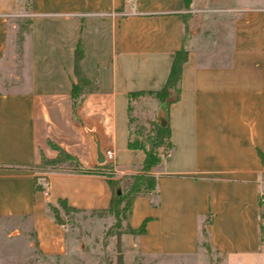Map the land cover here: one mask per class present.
Wrapping results in <instances>:
<instances>
[{"label": "crops", "instance_id": "obj_1", "mask_svg": "<svg viewBox=\"0 0 264 264\" xmlns=\"http://www.w3.org/2000/svg\"><path fill=\"white\" fill-rule=\"evenodd\" d=\"M78 44L95 89L74 110ZM181 47L172 151L155 169L156 194L132 202L128 223L147 219L145 232L127 234L141 255H189L208 219L223 264H264V0H0V217L34 219L43 254L37 225L66 235L51 197L82 210L111 199L105 175L41 168L58 154L50 142L94 168L93 130L113 150L114 176L135 172L145 153L128 147L129 94L160 89ZM43 178L48 195L36 188Z\"/></svg>", "mask_w": 264, "mask_h": 264}, {"label": "rangeland", "instance_id": "obj_2", "mask_svg": "<svg viewBox=\"0 0 264 264\" xmlns=\"http://www.w3.org/2000/svg\"><path fill=\"white\" fill-rule=\"evenodd\" d=\"M22 32H12V45L19 43ZM158 101L152 94L135 96L130 101L132 137L145 139ZM138 130L142 133L137 135ZM67 164L68 160L63 163ZM40 166L48 170L50 164ZM50 200L57 205L56 198ZM59 215L66 229L64 238L59 239L61 226L51 220L42 222L41 227L37 225V241L45 254L36 243L32 229L34 219L0 217V264H223V257L210 247L207 238H202L196 251L189 255L139 254L125 232L128 225L126 209L119 217L101 210L66 214L60 209ZM61 244L67 251L59 255Z\"/></svg>", "mask_w": 264, "mask_h": 264}, {"label": "trees", "instance_id": "obj_3", "mask_svg": "<svg viewBox=\"0 0 264 264\" xmlns=\"http://www.w3.org/2000/svg\"><path fill=\"white\" fill-rule=\"evenodd\" d=\"M82 55V47L80 44H78L75 48L74 53V75L76 77V81L73 83L71 89L72 106L74 110L80 105V103L84 99V96L88 92L95 89V85L87 79L80 67V60L82 58ZM187 55L188 50L186 48L181 47L179 50H177L164 85L158 90L136 91L130 93V101L133 99V97L144 94L154 95L159 100V102H163L167 99H171V102L176 101L179 98L180 93L182 66L187 59ZM131 124L132 123L130 117L128 147L131 149H141L145 153V158L142 165L135 172L127 173L121 175L120 177H115L112 167L108 163L97 165L94 168H84L76 157L67 153L52 142H50V144L52 145V147L58 150V154L54 158L43 157L41 164H50V167L48 169L51 170L71 168L82 173H99L105 175L111 191V199L108 207L105 209H101V211H107L114 217H119L122 211L126 209L128 211L129 218L132 202L137 196L145 194H156L157 177L155 175V169L159 164H161L170 156L172 151L170 127L168 125L161 127L153 122L149 125V130L145 133V139L140 140L138 136L132 137L133 132ZM141 133V130L137 131V135ZM261 159L264 163V157L262 155ZM66 160H68V164L63 165ZM36 188L41 189V185L36 184ZM56 204L57 205L48 203V209L54 221L60 225H63V222L59 215L60 209L63 210L66 214L70 211L82 210L71 206L64 198L58 199ZM146 221L147 219H145L137 228L131 227L128 223L125 232L133 235L143 234L145 232ZM208 222V219H205L204 224L201 228V239H208L206 230V224Z\"/></svg>", "mask_w": 264, "mask_h": 264}, {"label": "water", "instance_id": "obj_4", "mask_svg": "<svg viewBox=\"0 0 264 264\" xmlns=\"http://www.w3.org/2000/svg\"><path fill=\"white\" fill-rule=\"evenodd\" d=\"M171 102V99H167L160 103L156 114L154 115L153 120H149V123L152 124L153 122L156 123L158 126L164 127L168 123V117H167V107L168 104ZM88 133L93 137V141L96 144V155H97V162L99 164H103L105 162L104 154L101 151L100 148V142L98 140V137L94 133L93 130H87Z\"/></svg>", "mask_w": 264, "mask_h": 264}, {"label": "built area", "instance_id": "obj_5", "mask_svg": "<svg viewBox=\"0 0 264 264\" xmlns=\"http://www.w3.org/2000/svg\"><path fill=\"white\" fill-rule=\"evenodd\" d=\"M103 154H104V158H105V163H108V164L113 163L114 153H113L112 149H106L105 151H103ZM40 185H41V189H42L43 193L45 195H48V188H49L48 179L43 178V180L41 181ZM260 202H261V205H262V207L264 209V195H262L260 197Z\"/></svg>", "mask_w": 264, "mask_h": 264}]
</instances>
